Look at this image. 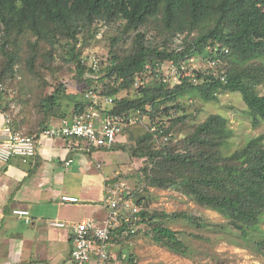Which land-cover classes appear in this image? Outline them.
<instances>
[{"label":"trees","instance_id":"obj_1","mask_svg":"<svg viewBox=\"0 0 264 264\" xmlns=\"http://www.w3.org/2000/svg\"><path fill=\"white\" fill-rule=\"evenodd\" d=\"M102 24L107 25L103 38L109 40V60L95 72L81 56ZM24 42L33 77L44 83L41 69L53 72L59 58L75 73L76 87L53 86L36 103L39 129L27 134L15 120L17 132L38 139L51 119L85 111L87 89L101 88L103 97H117L114 115L140 112L148 120L136 140L130 142L131 130L141 123L123 131L110 149H100L142 161L135 169V188L128 185V198L143 207L140 233L192 257L183 233L169 226L186 219L264 257V132L231 152L234 132L228 119L219 114L201 118L204 105L231 93L243 99L253 126L264 127V0H0V82L5 85L18 78ZM191 57L217 63L197 72L205 82L195 85L187 78L171 86L155 76L145 88L134 89L148 66L156 75L158 66ZM190 99L201 103L196 111ZM17 102L0 108L10 112ZM119 169L117 180L128 179ZM149 188L176 192L199 209L222 215L224 222L199 223L201 216L151 211ZM119 257L137 264L133 255L120 252Z\"/></svg>","mask_w":264,"mask_h":264},{"label":"rangeland","instance_id":"obj_2","mask_svg":"<svg viewBox=\"0 0 264 264\" xmlns=\"http://www.w3.org/2000/svg\"><path fill=\"white\" fill-rule=\"evenodd\" d=\"M22 59L18 68V79L15 77L9 82V87L16 91V96L12 100H18L16 103L15 110H9L12 115L13 121H21L22 131L29 134L31 131L39 129V122L42 120V116L37 112L36 103L39 102L40 98L53 86L64 84L68 87V90H73L76 87V80H74V74L69 71L68 68L63 66L61 60H57L54 71L51 72L47 69H41L44 76V83L33 77L26 68L25 59L29 55L28 45L26 42L23 43ZM84 53L89 56H100L104 67L107 65L106 62L109 60V40L108 37L98 40L95 36L90 40V44L84 50ZM152 81H149L151 83ZM47 86V90L45 88ZM40 86V87H39ZM123 96H126L123 94ZM193 94H189L188 97H192ZM193 101V109L195 111L200 107L198 99H190ZM190 102V101H189ZM247 107L243 99L238 94L224 93L219 95V99L215 102L204 105L202 108V117L205 118L208 114H219L224 116L229 121V127L234 132L231 152L244 146L248 140L253 137L259 136L264 132V127L255 128L251 122V119L246 115ZM141 126H143L141 128ZM17 131V126H13ZM131 130L130 142L137 139V136L142 133L143 128L148 127V120L144 119L143 124H139ZM132 129V128H131ZM133 134V135H132ZM129 138V139H130ZM76 155L74 166L76 168L82 167L83 171H86L85 176L89 174L97 175L100 172L106 174V177L116 176L117 173L122 174V170L119 167H123V172L126 174L128 179H124L126 183L135 188L137 177L135 175V169L141 166L142 161H132L128 153L122 151H109L94 149L93 153L88 154L83 150H80ZM101 164L102 169L100 172L97 170L98 165ZM79 182H85L84 175ZM78 186V185H77ZM150 196V210L157 212H166L168 214L173 213H187L196 216H201L198 222H208L212 224H219L224 222L222 215L214 211H206L199 209L193 202L188 201L185 197L178 195L173 191H160L154 188H149ZM84 219L82 215L81 219H75L74 222H79ZM73 223V222H72ZM169 226L173 230H178L183 233L185 242L192 248L194 254L192 257H184L177 255L171 251H168L155 242H152L149 237L145 234H140L138 237L130 240L126 245L123 246L122 252L127 255H133V258L137 264H264V257L251 252L245 246L241 244V241H235L233 238L228 237L222 233H213L211 229H198L195 224H192L186 219L180 221L171 222ZM28 226L25 223L18 222L15 226L14 234L15 239L9 251L11 256L20 254L15 252L16 249H20V245L23 242L30 241L31 235L25 233ZM264 229V224L262 225ZM56 228H54L55 230ZM57 230V229H56ZM20 234L23 239L19 237ZM23 234H26L24 237ZM46 237L39 238L43 241ZM39 244V242H37ZM18 245V246H17ZM41 248L45 246L41 243ZM33 248L32 243H29L26 250ZM37 258L36 260H39Z\"/></svg>","mask_w":264,"mask_h":264},{"label":"built area","instance_id":"obj_3","mask_svg":"<svg viewBox=\"0 0 264 264\" xmlns=\"http://www.w3.org/2000/svg\"><path fill=\"white\" fill-rule=\"evenodd\" d=\"M106 30V24L100 25L96 38L101 40ZM177 48L178 51L182 50L181 46ZM81 63L88 65L95 72H100L103 64L100 56H89L85 53L81 56ZM216 64L211 61L205 63L191 57L188 61L168 62L158 66L155 70L156 75L149 71L150 66H148L136 79L134 89L145 88L150 84L149 81L154 80L155 76L162 77L163 82L169 83L171 86L180 85L187 78L193 84L198 85L205 80L200 79L197 72L203 73V69L207 70L208 67L216 68ZM222 80L225 81L224 77ZM101 93V88L87 89L83 95L87 105L85 111L59 119L58 124L44 129L38 139L15 131L12 115L0 108V168L7 166L14 158H19L24 163L34 159L38 145L44 140L71 141L88 154H91L94 149H110L123 131L143 123L144 119L140 116V112L129 116L114 115L111 109L114 107L117 97H103ZM122 95L120 94L118 98ZM15 96V90L0 82V105L6 104ZM71 163H73L72 160L68 161L66 165L69 166ZM97 167L102 169L101 164ZM119 175L120 173H117L114 178L112 176L105 180L103 207L107 214L102 221L87 218L80 223L70 225L51 221L52 228L70 229L71 231V250L63 264H127L126 261L123 262L120 259L119 253L122 252L124 245L141 234L140 230L143 227L139 224L142 222L143 207L128 198V184L125 181H118ZM63 200L78 202V199L73 197H64ZM13 214L19 218H25L29 224L32 221L28 211L17 209ZM31 264L56 263L40 261Z\"/></svg>","mask_w":264,"mask_h":264},{"label":"crops","instance_id":"obj_4","mask_svg":"<svg viewBox=\"0 0 264 264\" xmlns=\"http://www.w3.org/2000/svg\"><path fill=\"white\" fill-rule=\"evenodd\" d=\"M59 121L53 118L49 126ZM80 150L74 142L64 139L44 140L38 145L34 159L24 163L14 158L0 168V264L40 261L63 264L71 250V231L54 230L50 226L51 221L70 225L87 218L102 221L106 217L103 198L104 183L108 177L100 172L101 169H97L100 173L96 176L89 174L86 177L84 168H76L74 164ZM71 160L73 163L67 166L66 163ZM82 175L85 182L81 185L75 183L81 181ZM64 197L77 198L78 202H66ZM17 209L30 212V224L25 218L13 214ZM82 215L84 219L74 222ZM18 222L28 226L25 233L32 237L19 246L21 250L16 249L15 252L21 251L20 254L11 256L9 248L15 241L14 230ZM26 234L23 235L27 239ZM17 235L23 239L22 235ZM42 237L46 238L40 241ZM29 243L33 246L30 251L26 250ZM41 243L44 248L40 247Z\"/></svg>","mask_w":264,"mask_h":264},{"label":"clouds","instance_id":"obj_5","mask_svg":"<svg viewBox=\"0 0 264 264\" xmlns=\"http://www.w3.org/2000/svg\"><path fill=\"white\" fill-rule=\"evenodd\" d=\"M18 79H20V78H18Z\"/></svg>","mask_w":264,"mask_h":264}]
</instances>
